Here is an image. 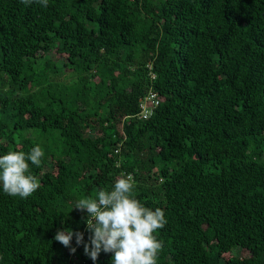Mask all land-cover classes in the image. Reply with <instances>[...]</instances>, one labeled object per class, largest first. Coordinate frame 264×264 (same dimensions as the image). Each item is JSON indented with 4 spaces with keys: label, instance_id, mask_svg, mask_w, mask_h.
<instances>
[{
    "label": "trees",
    "instance_id": "16d2710c",
    "mask_svg": "<svg viewBox=\"0 0 264 264\" xmlns=\"http://www.w3.org/2000/svg\"><path fill=\"white\" fill-rule=\"evenodd\" d=\"M36 146L0 264H94L54 237L90 243L74 205L121 173L165 212L157 264H264V0H0V156Z\"/></svg>",
    "mask_w": 264,
    "mask_h": 264
},
{
    "label": "clouds",
    "instance_id": "9594fccd",
    "mask_svg": "<svg viewBox=\"0 0 264 264\" xmlns=\"http://www.w3.org/2000/svg\"><path fill=\"white\" fill-rule=\"evenodd\" d=\"M25 5L38 3L48 6V0H21ZM41 147L29 153L8 152L0 156V187L5 194L28 198L41 184L31 172V166L39 167L44 157ZM135 181L131 174L121 173L112 190L100 189L95 197L76 201L74 208L87 213V231L90 243H85L81 232L65 229L57 231L54 239L70 252L75 235L77 246L83 245L84 254L95 264L101 252L112 253V264H157L158 254L164 246L154 233L163 229L168 221L165 212L146 207L135 198Z\"/></svg>",
    "mask_w": 264,
    "mask_h": 264
},
{
    "label": "built area",
    "instance_id": "2783aa9c",
    "mask_svg": "<svg viewBox=\"0 0 264 264\" xmlns=\"http://www.w3.org/2000/svg\"><path fill=\"white\" fill-rule=\"evenodd\" d=\"M159 105V100L155 94H148L141 100V116L143 118H148L152 114V108H155Z\"/></svg>",
    "mask_w": 264,
    "mask_h": 264
}]
</instances>
